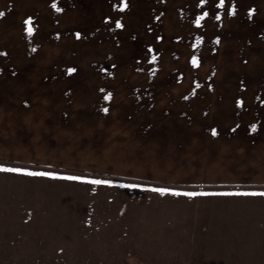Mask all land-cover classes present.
Listing matches in <instances>:
<instances>
[{
	"label": "rangeland",
	"instance_id": "374dc122",
	"mask_svg": "<svg viewBox=\"0 0 264 264\" xmlns=\"http://www.w3.org/2000/svg\"><path fill=\"white\" fill-rule=\"evenodd\" d=\"M218 4L0 0V264H264V0Z\"/></svg>",
	"mask_w": 264,
	"mask_h": 264
},
{
	"label": "snow or ice",
	"instance_id": "6c2138e0",
	"mask_svg": "<svg viewBox=\"0 0 264 264\" xmlns=\"http://www.w3.org/2000/svg\"><path fill=\"white\" fill-rule=\"evenodd\" d=\"M201 3H204V0H201ZM224 5H225V0H219V4L217 5V7L218 8L219 7H224ZM127 6H128L127 3H125L123 5V7L121 8V11H123L124 8H126ZM53 7H55V5H53ZM3 15H4V13L3 12H0V17H2ZM208 15H209V13L208 12H205L204 13V16H201L199 19H197L196 23L199 24L200 23V20L204 19V17L205 16H208ZM215 19L219 20L220 19V16L217 15L215 17ZM26 24L28 25L27 26V29H26L27 30V33L29 35H31L34 32V28L31 26V20L29 19L28 21H26ZM116 27L117 28H121L122 25L120 23H117L116 24ZM77 38H79V34H77ZM152 59L155 60L156 57L153 56ZM193 64H196V61L195 60H193ZM74 71H75V69H70L69 70L70 73L71 72H74ZM105 98L107 99L109 97H105ZM103 111L105 113H107L109 111V109L107 107H105L103 109ZM253 130H255V129H253ZM212 135L213 136H216L217 135L216 130H213L212 131ZM0 171H3V172H11V173H19L22 170L19 169V168H3V167H0ZM26 174L27 175H32V176H44V175H48V173H44V172H27ZM67 179H79V178L78 177H67ZM90 183L96 184V185H101V184H107L108 181H105V180H92V181H90ZM123 187H127V188H137L139 186L133 184V185H123ZM152 191L159 192V193H165V192H168L169 190L168 189H164V188H153ZM173 195H177V196L178 195L196 196V195H208V193H183V194H181V193H173ZM245 195H248V193H245ZM251 195H257V193H251ZM259 195L264 196V193H259Z\"/></svg>",
	"mask_w": 264,
	"mask_h": 264
}]
</instances>
